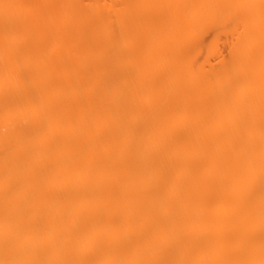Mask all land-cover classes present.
I'll return each mask as SVG.
<instances>
[{"label":"bare ground","instance_id":"6f19581e","mask_svg":"<svg viewBox=\"0 0 264 264\" xmlns=\"http://www.w3.org/2000/svg\"><path fill=\"white\" fill-rule=\"evenodd\" d=\"M44 1L0 34V264H264V0Z\"/></svg>","mask_w":264,"mask_h":264},{"label":"rangeland","instance_id":"374dc122","mask_svg":"<svg viewBox=\"0 0 264 264\" xmlns=\"http://www.w3.org/2000/svg\"><path fill=\"white\" fill-rule=\"evenodd\" d=\"M43 1L44 0H17L15 3L8 5V7L6 6L7 9L6 7H4V9H6L5 12L7 11L11 13L16 6V8H18L19 11L22 13L20 14L19 18L11 17V19L7 21L5 20L2 23H0V34L3 36L2 40L9 42L12 41L35 42L36 38L38 37L39 31L43 29V27L46 24L51 25V20H52V13L50 9H48L49 5L48 3H45V1L43 3ZM45 20L47 23L44 22ZM212 32L211 30H207L206 32H204L203 33L204 38L202 37L201 38L202 42H199V45L201 46L200 49L201 53L198 55V58L204 53L203 58L201 56L202 59L201 58L199 59L200 62L204 60L205 55L207 56L205 57V59L211 56L209 58V61L213 63L216 61L217 58L221 56H225L227 53L228 43L226 44V42L228 40L226 39V37H222L225 36L223 33H220L215 42L216 43L214 50L215 53L213 52L209 56L207 55L206 49L210 45L211 43L210 41L213 39L214 32L213 33ZM9 33H11L12 35L10 34V36H8ZM208 37L212 39L210 38L208 39ZM208 40H209V44H208ZM200 43H203V45H201Z\"/></svg>","mask_w":264,"mask_h":264}]
</instances>
